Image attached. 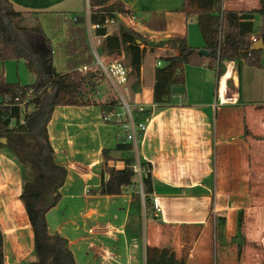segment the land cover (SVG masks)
Segmentation results:
<instances>
[{"label":"crops","instance_id":"1","mask_svg":"<svg viewBox=\"0 0 264 264\" xmlns=\"http://www.w3.org/2000/svg\"><path fill=\"white\" fill-rule=\"evenodd\" d=\"M8 1L25 18L37 21L52 44L55 38L58 46L66 40L75 17L84 18L92 42L94 35L96 44L103 43L91 28L89 0ZM116 1L132 16L117 15L114 33L129 36L128 45L135 46L132 57L139 54L141 70L140 89H131L129 77L125 90L134 108L142 105L150 113L137 145V159L150 168V207L139 200L136 185L120 195L98 193L109 178L103 151H110L108 167L125 166L126 154L115 150L123 138L120 121H112L114 115L106 111L101 117L108 114L105 122L119 131L107 128L94 116V104L56 107L47 129L56 162L67 177L58 203L45 214L49 233L67 241L76 264H225L224 246L241 240L255 241L264 251V69L228 62L219 78L210 64L187 66L185 97L175 105L159 106L155 90L166 77L164 58L179 53L172 39H186L201 50L213 46L221 24L219 0ZM260 1L223 0L222 8L251 11L260 7ZM182 5L187 12L205 13L177 12ZM152 14L164 15L165 30L143 24ZM258 31L255 17L254 34ZM108 34L113 31L108 29ZM97 56L119 61L128 73L131 69L125 53ZM60 65L63 59L53 58L52 66L60 70ZM1 76L22 86L35 82L24 60L0 61ZM220 86L234 96L236 105L215 107ZM23 183L21 165L0 149V264L36 260L33 228L20 198ZM155 202L161 209L158 217Z\"/></svg>","mask_w":264,"mask_h":264},{"label":"trees","instance_id":"2","mask_svg":"<svg viewBox=\"0 0 264 264\" xmlns=\"http://www.w3.org/2000/svg\"><path fill=\"white\" fill-rule=\"evenodd\" d=\"M89 4L90 22L100 26L96 35L103 37L98 55L125 53L131 68L128 73L132 79L131 89L139 90V54L133 58L131 52L135 46L128 45V35H109L107 27V22L115 20L117 15L132 16V12L116 0H89ZM222 5L223 0H219L216 12L221 14V24L216 43L205 48L208 56L200 55L201 49L189 46L186 39H172L179 53L164 58L168 64L166 77L155 90V102L159 106L175 105L185 97L187 66L203 67L210 64L209 67L216 71L219 78L224 75L228 62L264 69V50H252L255 42L262 40L264 44V0L260 1L258 9L251 11L224 10ZM176 11L187 15L205 13L187 12L184 5ZM256 16H260L262 25L259 32L254 34ZM24 21L23 13L15 11L8 0H0V61L24 60L28 71L35 76L33 84L24 86L0 77V96L3 98L0 103V139H6V144L0 143V149H6L22 168L24 183L20 198L33 228L36 255V260L28 264H76L67 241L58 234L49 233L45 218L46 212L58 203L61 197L59 190L67 177L66 169L56 162L47 127L56 107L89 105L90 98L99 93L103 72L101 69H93L96 59L88 45L83 17L71 19L66 30V40L58 46L57 55L64 61L60 70L52 66L55 51L41 25L37 23L30 27L24 25ZM143 24L155 31L166 28L162 14H152ZM131 36L137 35L131 31ZM220 41L221 47L218 50ZM39 52L43 53L50 65L48 73L42 67ZM120 106V101L112 99L107 103L106 111L114 114ZM149 114V111H145L144 117ZM137 115V120L143 116L138 112ZM115 150L126 154L125 166L123 169L108 167L110 151H103L106 165L104 171L109 178L98 191L101 195H120L134 185L132 145L125 143L122 138ZM143 166L148 167L146 163ZM148 169L149 172L142 180L147 208L150 207L149 196L153 193ZM2 247L3 237L0 232V250Z\"/></svg>","mask_w":264,"mask_h":264},{"label":"rangeland","instance_id":"3","mask_svg":"<svg viewBox=\"0 0 264 264\" xmlns=\"http://www.w3.org/2000/svg\"><path fill=\"white\" fill-rule=\"evenodd\" d=\"M256 24H257V26H259V30H260L261 25H262L260 16H256ZM24 25L35 26V25H37V21H35L32 17H28V18H25ZM108 29L113 31V33H114V30L117 29V26H114L113 24H111V25H109ZM45 31L48 34V31H49L48 27H45ZM92 39H93V42L88 38V45H89L92 52H93V50L94 51L96 50V52L98 54V50L101 46H99L100 44H96V40L94 38V35H92ZM56 41L58 42V39L55 38V42L53 43V49L55 51V53H54V61L55 62H57V60H58V55H57L58 44L56 43ZM93 46L95 47V49L93 48ZM149 58H150V56L148 55L146 58L147 59L146 61H150ZM263 63H264V60H263ZM59 67H63V66L60 65ZM93 69H101V68L99 65L95 64L93 66ZM101 78H102L101 85H100L101 86V88H100L101 94L99 93V95H97L95 97H91L89 105H93V104L96 105L94 116L100 117L99 121L101 122V124L106 125L107 128L110 127L111 129H114L115 131H119L117 126L113 127L112 123L105 122L104 117L102 118L101 116H103V113L106 112V109H107L106 105L109 101H111L112 99H114L118 102L120 101V105H121L120 109L117 111V114H116V112H115V114H113L114 116H112V119H113L112 121L118 120V121H120V124L122 125L126 121V115H125V110L123 109L124 104H123L122 98L129 105L132 106L131 98L129 96V93L125 90L124 86H120L116 90L104 76H102ZM131 82H132V80L129 81V85ZM16 84H18V83H16ZM22 84H29V83H22ZM131 108H132L134 115L136 116L137 108H134L133 106ZM22 120H23V118H22ZM113 137H115V136H113ZM134 185H136V187H137L136 192L138 194L139 200L145 203V201L142 200L143 198L141 196L140 188L138 187L139 183L137 181H134ZM143 219H144V222H143ZM143 219L141 221V227L142 228L144 227V224L146 221V211H143ZM224 250L226 253L225 256H223L224 258H226L225 264H264V251L263 250L261 251L259 249V247H257L255 241L250 240V241H248V243L247 242L245 243V241H243V240L236 241L232 245L224 246Z\"/></svg>","mask_w":264,"mask_h":264},{"label":"built area","instance_id":"4","mask_svg":"<svg viewBox=\"0 0 264 264\" xmlns=\"http://www.w3.org/2000/svg\"><path fill=\"white\" fill-rule=\"evenodd\" d=\"M132 19H135L133 16ZM114 24V20H109L107 22V27L109 25ZM92 30L96 32V30L100 29L99 25H92ZM100 37L101 36H97ZM221 41L219 43L218 50H220ZM93 54L96 59V64L100 66L103 76L111 83V85L117 90L120 86L126 87L128 84V70L117 60L106 62L104 59H100L96 51L93 50ZM86 69V68H84ZM123 109L125 110L126 121L122 124V133H123V140L125 143L132 145V155L134 157V163L132 165V171L134 173V181L139 183V188L141 192V196L144 200L145 195L143 192V178L149 172L148 167H144L143 163H141L137 159V145L139 140L144 136L148 122L150 120V116H145L144 113L146 111L145 107L140 105L137 107V112L139 115H143L142 118L137 120V114L134 115L132 111V106L129 105L123 98ZM238 102L234 98V96L229 95L222 89L220 86L217 90L216 99H215V107H222L227 105H236ZM105 121H109V115H105ZM154 208L156 211V217L160 213L161 209L158 204L154 203Z\"/></svg>","mask_w":264,"mask_h":264},{"label":"water","instance_id":"5","mask_svg":"<svg viewBox=\"0 0 264 264\" xmlns=\"http://www.w3.org/2000/svg\"><path fill=\"white\" fill-rule=\"evenodd\" d=\"M263 47H264L263 41L259 40L254 43V45L252 46V50H262ZM199 54L203 56H208V52L206 50H201ZM39 57L41 59V64L45 73H48L50 65L47 63L46 58L44 57L42 52H39ZM0 143L6 144V139H0Z\"/></svg>","mask_w":264,"mask_h":264}]
</instances>
